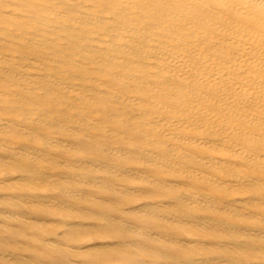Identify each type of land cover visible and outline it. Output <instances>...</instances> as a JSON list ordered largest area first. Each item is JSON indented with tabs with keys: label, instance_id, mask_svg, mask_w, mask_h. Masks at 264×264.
Returning a JSON list of instances; mask_svg holds the SVG:
<instances>
[{
	"label": "bare ground",
	"instance_id": "obj_1",
	"mask_svg": "<svg viewBox=\"0 0 264 264\" xmlns=\"http://www.w3.org/2000/svg\"><path fill=\"white\" fill-rule=\"evenodd\" d=\"M0 264H264V0H0Z\"/></svg>",
	"mask_w": 264,
	"mask_h": 264
}]
</instances>
